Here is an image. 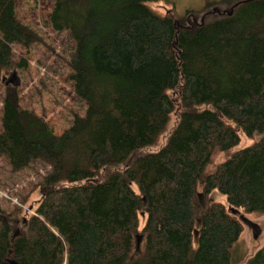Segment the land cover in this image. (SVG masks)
<instances>
[{
  "label": "trees",
  "instance_id": "1",
  "mask_svg": "<svg viewBox=\"0 0 264 264\" xmlns=\"http://www.w3.org/2000/svg\"><path fill=\"white\" fill-rule=\"evenodd\" d=\"M151 2L51 0L47 22L71 41L86 108L56 135L5 86L0 156L14 171L34 160L49 170L17 233L0 218V264H238L231 209L264 215V0L197 23ZM36 39L0 0V72L12 45ZM238 129L258 138L232 151ZM216 152L227 156L204 173ZM244 264H264V245Z\"/></svg>",
  "mask_w": 264,
  "mask_h": 264
},
{
  "label": "rangeland",
  "instance_id": "2",
  "mask_svg": "<svg viewBox=\"0 0 264 264\" xmlns=\"http://www.w3.org/2000/svg\"><path fill=\"white\" fill-rule=\"evenodd\" d=\"M236 0H152L149 6L159 13L169 11L175 19H182L185 12L195 14L194 22L199 21V15L216 10H227ZM14 11L21 24L27 26L36 35V41L26 48L11 46L12 66L7 71L0 72V116L1 105L6 85L15 88L18 104L39 116L54 134L65 130L77 115H83L86 104L74 93L71 71L67 65L71 41L65 31L52 30L47 22L51 9V0H13ZM219 12V11H218ZM216 12V13H218ZM177 111L170 114L167 130L175 121ZM239 141L232 148L237 150L249 145L258 138L257 134L245 136L236 130ZM164 132L158 139L162 144L166 137ZM156 147L145 150L153 151ZM227 156L226 152H216L204 173ZM49 170V166L38 160L32 161L27 167L14 171L6 159L0 156V218L10 225V232L17 233L21 220L33 213L40 197L37 184L41 176ZM131 187L136 191L135 185ZM208 197L224 205V196L212 190ZM20 209V210H16ZM239 213L237 214L238 217ZM243 217L259 228L256 237L252 230L241 222V233L238 243L233 248V256L238 264H244L257 249L264 245V215L242 214ZM145 215L138 214L139 227L143 224ZM195 237V235H194Z\"/></svg>",
  "mask_w": 264,
  "mask_h": 264
},
{
  "label": "water",
  "instance_id": "3",
  "mask_svg": "<svg viewBox=\"0 0 264 264\" xmlns=\"http://www.w3.org/2000/svg\"><path fill=\"white\" fill-rule=\"evenodd\" d=\"M247 1L248 0H239V1L235 2L234 4H232V6L228 10L222 11V13L229 15L236 6H238L241 3L247 2ZM213 11L218 12V10H216L215 8H212V10L210 12H213ZM207 13H209V12H205V13H203V14H201L199 16V22L202 21L204 15L207 14ZM231 212L233 214H235L236 216L238 214L237 211H234L232 209H231ZM237 218L239 219L240 222H242L243 224H245L246 226H248L249 228H251V230H252V236L253 237H256L258 235V233H259L260 230H259V228H258V226L256 224L251 223L248 219H246L245 217H243L242 214H239ZM140 239H141V236L140 235H136L134 237V250L135 251L138 250V248H139ZM9 263L10 264H14L13 261H11V260L9 261Z\"/></svg>",
  "mask_w": 264,
  "mask_h": 264
},
{
  "label": "flooded vegetation",
  "instance_id": "4",
  "mask_svg": "<svg viewBox=\"0 0 264 264\" xmlns=\"http://www.w3.org/2000/svg\"><path fill=\"white\" fill-rule=\"evenodd\" d=\"M237 1H239V0H236L235 2H237ZM235 2H234V3H235ZM234 3H232V4H234ZM232 4L229 6V8L232 6ZM227 10H228V9H227ZM218 11H219L218 13L214 12V14L212 13L211 15L224 14V13H222V11H224L223 9L218 10Z\"/></svg>",
  "mask_w": 264,
  "mask_h": 264
}]
</instances>
